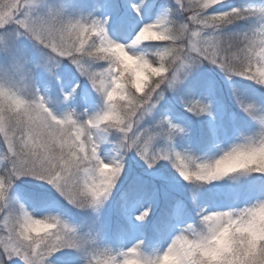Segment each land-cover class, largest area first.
Segmentation results:
<instances>
[{
	"label": "snow or ice",
	"instance_id": "6c2138e0",
	"mask_svg": "<svg viewBox=\"0 0 264 264\" xmlns=\"http://www.w3.org/2000/svg\"><path fill=\"white\" fill-rule=\"evenodd\" d=\"M193 2L199 7H189L185 0H175L173 4L166 0H105L104 5L95 6L87 14L73 11L69 15L68 9L63 6L53 7L44 0H25L19 15L12 11L8 13L10 23L6 22V27L0 28V33H3L0 45H3L7 59L6 74L23 72L25 62L31 61L50 75L51 86L53 80L60 79L58 69L67 62L79 76L86 78L95 93L103 85L105 100L102 103V98L98 96V111L78 112L71 107V102L80 84L77 83L71 90L60 86L56 93L55 114L73 125L74 146L60 154L59 163L53 164L51 170L37 164L38 153L31 150L35 141L30 137H22L19 142L16 137H0V264H51L50 258L57 253H61L63 264H77L74 252H64L65 249L78 251L81 254L80 264H126L132 258L140 260L141 264H154L143 251V240L126 250L102 247V224L80 227L59 211L34 209L16 196L17 182L24 178L40 182V188L23 192L26 199L37 202L38 206L45 205L51 209L62 200L74 208L99 213L125 175L128 153L134 152L149 169L155 168L160 161H168L187 182L181 175V165L186 176L189 167L195 169L199 166V170H203L215 164L220 157L228 159L234 154H252L258 147L264 146V106L236 94L241 110L256 122L254 134L242 135L238 142L210 158L198 157L189 149H176V138H187L189 135L190 125L180 120L184 113L194 117L213 115L209 96L201 97L197 90L207 88L211 94L214 82L199 77L186 86L189 77L197 76L202 66L218 68L229 81L241 78L264 88V46H257L251 40L254 34H258L260 17L264 16V3L224 7L225 0H218L209 7L200 4V0ZM18 6L19 3L13 7ZM131 12L140 18L138 29H133L135 34L130 39L114 36L110 25L122 31ZM254 18L255 25L247 29L234 30L231 27ZM57 22L70 35L75 33L81 39L93 32L98 33L92 37L98 46L116 41L127 45L141 59L151 56L161 58L157 67L152 69L154 75L150 84L138 100L133 99L131 110L119 121L117 131H111L102 122L104 112L111 107L106 97L114 84V65L102 63L94 52L87 51L86 44L75 51L69 48L67 55L63 48L57 49L54 44L48 47L41 38L51 36ZM142 30L169 34L171 39L134 43L136 35ZM25 35L41 41L36 46L40 53L38 58H30L27 50L19 44L17 37ZM241 58L247 63L237 71L235 65ZM40 95L43 100L39 103L47 104L51 97L49 89H44ZM177 106L183 108L180 117L175 116ZM104 143L113 144V154L108 160L101 155ZM101 164L114 169L107 179ZM248 174L264 177V171L246 170L240 175H233V179L239 180ZM212 178L215 182L224 180L222 176ZM21 212L25 213L26 220L29 219L27 214L32 213L53 221L56 231L52 239L46 243L37 240L30 248L16 243V222ZM151 212V207L144 208L135 215L136 221H145ZM188 230L186 223L180 232Z\"/></svg>",
	"mask_w": 264,
	"mask_h": 264
},
{
	"label": "clouds",
	"instance_id": "9594fccd",
	"mask_svg": "<svg viewBox=\"0 0 264 264\" xmlns=\"http://www.w3.org/2000/svg\"><path fill=\"white\" fill-rule=\"evenodd\" d=\"M25 0H0V28L6 27L9 22L10 11L19 15L23 11ZM53 7L63 6L68 9L69 15L73 12L69 9L65 0H44ZM175 2V0H174ZM19 6L14 8V5ZM218 3V0H200V4L209 7ZM189 7H199L193 0H185ZM67 19V17L65 18ZM253 25L256 20L253 19ZM258 34L251 38L257 46H264V16L260 17ZM3 35V33H0ZM93 32L85 35L82 39L75 33L71 35L57 22L56 29L51 36H42V41L57 49L75 51L82 44H86L87 51L94 52L99 60L106 65H114L112 72L114 84L108 91L106 101L111 102V107L104 112L102 122L111 131H117V124L128 113L133 99H139L146 86L150 84L153 77L152 69L157 67L160 57L151 56L141 59L140 56L130 51L123 43L112 41L105 46H98ZM32 41L38 46L37 41L30 36L17 37ZM171 39V35L154 32L153 30H142L134 39V43L145 44L154 40ZM239 47V45H237ZM3 52V45H0ZM264 55V48H262ZM247 61L241 58L236 63V70L245 67ZM5 65H0V137H16L18 142L22 137L28 136L35 141L34 148L38 153L37 164L52 169L53 164H58L60 154L74 146L72 139L73 125L63 121L60 115L55 114V101L50 97L47 104L42 105L43 100L40 93L43 91L36 77L38 65L26 61L24 71L6 74ZM264 67V65H262ZM143 73L144 75H141ZM145 76L147 78H145ZM101 90L96 94L105 98ZM104 178L112 175L114 169L111 166L101 164ZM246 170L264 171V146L249 154L247 152L234 154L228 159L220 157L209 168L199 170L188 168V174L184 175L181 165V175L188 184L200 188L210 185L212 177L222 176L233 179V175H240ZM211 173V176H210ZM21 212L16 222V243L25 248H30L37 240L48 242L56 231V224L46 216H37L32 213ZM189 230L186 233L174 235L166 247L158 249L146 255L152 259L154 264H264V198L245 204L242 207H231L228 209L201 208L197 213V219L188 223ZM126 264H141L135 258L129 259Z\"/></svg>",
	"mask_w": 264,
	"mask_h": 264
},
{
	"label": "rangeland",
	"instance_id": "374dc122",
	"mask_svg": "<svg viewBox=\"0 0 264 264\" xmlns=\"http://www.w3.org/2000/svg\"><path fill=\"white\" fill-rule=\"evenodd\" d=\"M65 2L70 10L83 11L87 14L95 6L104 5L105 0H65ZM166 2L173 4L174 0H166ZM229 2L230 0H225L224 7L237 6ZM253 22V20L249 23L238 22L231 27L234 30L247 29ZM139 23L140 18L131 12L122 31H117L114 25H110V30L114 36L130 39L131 35L135 34L133 29H138ZM19 44L27 50L30 58L39 57L40 53L32 41L21 38ZM6 63L4 53L0 52V65ZM69 69H71L70 73ZM35 74L42 90L49 89V95L54 101H56V93L59 92L61 85L65 90H71L79 83L80 87L71 102V107L78 112L99 110L98 95L86 78L79 76V73L69 63L65 62L61 65L58 69L60 79L53 80L51 86L49 85L50 75L46 71L36 69ZM199 77L207 78L215 84L211 94L207 88L197 90L201 97L209 96L213 105V115L194 117L184 113L180 120L190 125L189 135L187 138L177 137L175 146L178 151L189 149L198 157L210 158L220 154L221 149H227L238 142L242 135H252L256 131V127L248 123H244L245 126L241 125L242 118L244 120L251 118L239 107L236 94L249 102L264 106V92L256 86L257 84L249 80L241 78L227 80L218 68L211 65L202 66L197 76L189 77L186 86L191 85L193 80ZM181 113H183L182 106H177L175 116L180 117ZM207 128L213 135V145L208 143V139L203 138ZM112 150V143H104L101 146L102 157L105 160L110 159L113 154ZM40 187L39 181L24 178L17 182L16 196L32 207L30 204L32 200L26 199L23 192ZM219 197L222 198L219 199ZM259 198H264V177L259 175L248 174L239 180L225 178L196 188L185 182L168 161H160L155 168L149 169L144 161L132 152L128 153L125 158V175L121 177L112 197L99 213L91 209L74 208L62 200L55 203L51 209L45 205L38 206L35 201L32 203L37 206L34 209L41 212L45 210L61 212L73 224L80 227L93 223L102 224L103 231L100 238L102 247L126 250L143 240V251L151 254L166 247L171 238L178 234L186 223L197 219V213L201 208L209 207L215 210L242 207ZM148 207L152 209L150 216L143 222L136 221L135 215ZM164 210L166 211L164 218V215H160L154 219L158 212ZM129 224L132 233L123 229L129 227ZM139 234L146 235V237ZM132 236L134 237L131 238ZM69 251L74 252L77 264H80L81 254L72 249L64 250V252ZM50 260L51 264H63L61 253L55 254Z\"/></svg>",
	"mask_w": 264,
	"mask_h": 264
},
{
	"label": "trees",
	"instance_id": "16d2710c",
	"mask_svg": "<svg viewBox=\"0 0 264 264\" xmlns=\"http://www.w3.org/2000/svg\"><path fill=\"white\" fill-rule=\"evenodd\" d=\"M229 3H233V4H236L237 6L241 5V4H244V5H247V4H261V3H264V0H230ZM251 20H246V23H249ZM245 21H240V23H244ZM258 88H260L263 92H264V88L260 87L259 85H256ZM241 125L242 126H245L244 123H248L250 125H252L253 127H257L256 126V122H253L251 119H246L244 120L243 118L241 119ZM207 133V134H205ZM202 134V133H201ZM204 139H208V143H213L214 139H213V135L211 133V131L209 130V128H207L204 132V136H203ZM210 144V145H211ZM213 145V144H212ZM215 187V186H214ZM222 198V197H219V199ZM30 204L32 205L33 208L37 207L36 205H34L32 203V201L30 202Z\"/></svg>",
	"mask_w": 264,
	"mask_h": 264
}]
</instances>
